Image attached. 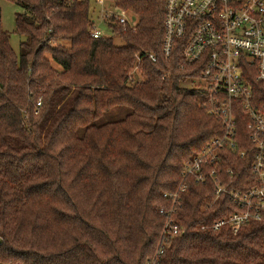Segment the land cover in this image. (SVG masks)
I'll return each instance as SVG.
<instances>
[{
	"label": "trees",
	"instance_id": "obj_1",
	"mask_svg": "<svg viewBox=\"0 0 264 264\" xmlns=\"http://www.w3.org/2000/svg\"><path fill=\"white\" fill-rule=\"evenodd\" d=\"M7 1L22 9L24 41L16 55L0 7V263L146 264L163 249L159 264H264V219L236 234L202 229L239 209L192 178L177 215L185 234L160 246L164 195L224 134L189 85L197 72L179 67L178 49L163 54L165 0H114L137 17L108 23L121 45L91 37L93 0ZM252 83L264 112V85ZM114 109L127 114L106 120ZM246 121L241 146L224 152L237 189L254 178L239 155Z\"/></svg>",
	"mask_w": 264,
	"mask_h": 264
},
{
	"label": "built area",
	"instance_id": "obj_2",
	"mask_svg": "<svg viewBox=\"0 0 264 264\" xmlns=\"http://www.w3.org/2000/svg\"><path fill=\"white\" fill-rule=\"evenodd\" d=\"M93 3L99 11L97 17L93 13L91 37H103L100 24L135 25L127 16L133 13L117 6L114 0ZM164 28V56L168 59L178 49L179 67L197 72L189 85L197 90L201 106L221 122L224 134L212 139L202 153L184 165L176 192L164 195L171 205L160 209L166 220L161 247L185 234L177 215L184 205L188 178L199 184L212 183L215 200L227 195L239 209L202 229L220 231L228 227L236 234L251 221L264 219V112L252 103V81L264 85V0H165ZM150 59L157 61L155 55ZM241 117L247 119L248 141L244 142L248 148L239 155L249 158L254 176L247 181L246 189L234 186L238 177L232 169L224 170V152L241 146L237 139V121ZM161 255L163 249L146 264H159Z\"/></svg>",
	"mask_w": 264,
	"mask_h": 264
},
{
	"label": "rangeland",
	"instance_id": "obj_3",
	"mask_svg": "<svg viewBox=\"0 0 264 264\" xmlns=\"http://www.w3.org/2000/svg\"><path fill=\"white\" fill-rule=\"evenodd\" d=\"M0 7L2 12V28L4 31L9 33L10 45L14 50V52L16 53V55H19L20 44L22 41H24V38L16 33L15 17L17 13L22 12V9L16 7L13 3L7 0H0ZM93 9L95 10L94 17H97L99 6L93 4ZM127 16L131 23L137 22V17L135 15L134 16L127 15ZM100 31L103 36L113 37L116 44L118 45L122 44V41L117 36L114 35L112 29L106 26L105 24H100ZM126 114H127V110L114 109L108 114L106 120H117L123 118ZM225 158H226V154L224 153V159Z\"/></svg>",
	"mask_w": 264,
	"mask_h": 264
}]
</instances>
